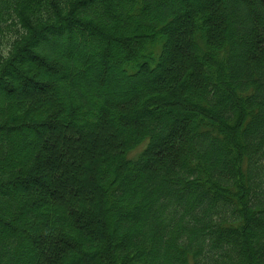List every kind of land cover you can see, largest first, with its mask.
<instances>
[{"label":"trees","instance_id":"1","mask_svg":"<svg viewBox=\"0 0 264 264\" xmlns=\"http://www.w3.org/2000/svg\"><path fill=\"white\" fill-rule=\"evenodd\" d=\"M0 264H264V0H0Z\"/></svg>","mask_w":264,"mask_h":264},{"label":"rangeland","instance_id":"2","mask_svg":"<svg viewBox=\"0 0 264 264\" xmlns=\"http://www.w3.org/2000/svg\"><path fill=\"white\" fill-rule=\"evenodd\" d=\"M7 48H3V51L6 52ZM145 145V141H143L142 143H140L139 145H137L135 148H133L132 151L128 152V156H132L133 154H136L138 151L141 150V148Z\"/></svg>","mask_w":264,"mask_h":264},{"label":"bare ground","instance_id":"3","mask_svg":"<svg viewBox=\"0 0 264 264\" xmlns=\"http://www.w3.org/2000/svg\"><path fill=\"white\" fill-rule=\"evenodd\" d=\"M194 121V120H193Z\"/></svg>","mask_w":264,"mask_h":264}]
</instances>
